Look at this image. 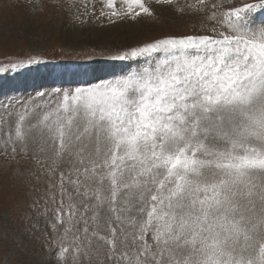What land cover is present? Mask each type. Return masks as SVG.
Listing matches in <instances>:
<instances>
[{
  "label": "snow or ice",
  "instance_id": "1",
  "mask_svg": "<svg viewBox=\"0 0 264 264\" xmlns=\"http://www.w3.org/2000/svg\"><path fill=\"white\" fill-rule=\"evenodd\" d=\"M198 4L187 7L210 27L118 51L119 72L0 103L3 155L27 162L29 228L51 264H264V0ZM100 15L155 18L149 0H104Z\"/></svg>",
  "mask_w": 264,
  "mask_h": 264
},
{
  "label": "rangeland",
  "instance_id": "2",
  "mask_svg": "<svg viewBox=\"0 0 264 264\" xmlns=\"http://www.w3.org/2000/svg\"><path fill=\"white\" fill-rule=\"evenodd\" d=\"M149 2L155 18L109 23L100 15L104 0H0V66L29 55L45 61L0 72V103L73 87L87 78L84 72L91 74L93 69L101 76L119 72L126 62L109 59L118 51L164 34L191 33L202 22L211 26L205 20L207 13L187 7H200L198 0H173L172 5ZM242 2L236 0L237 6ZM178 7L184 12L177 11ZM255 16L257 21L264 19V11L257 10ZM26 166L19 157L5 158L0 144V264H51L55 260L43 233L34 235L29 228L36 194Z\"/></svg>",
  "mask_w": 264,
  "mask_h": 264
}]
</instances>
